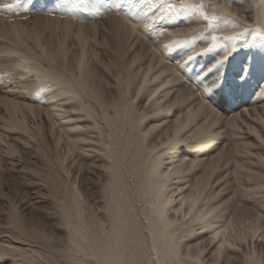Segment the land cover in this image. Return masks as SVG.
<instances>
[{
	"label": "bare ground",
	"instance_id": "obj_1",
	"mask_svg": "<svg viewBox=\"0 0 264 264\" xmlns=\"http://www.w3.org/2000/svg\"><path fill=\"white\" fill-rule=\"evenodd\" d=\"M58 1L71 14L84 6L104 13L96 23L41 19V13L25 16L28 24L23 16L9 21L10 8H0V33L14 43L28 40L38 52L0 46V60L8 61L0 63V98L78 129L65 141L67 151L88 142L99 153L102 184L93 202H81L71 187L32 222L24 208L18 218L9 212L0 218V264H264V250L247 247L254 238L264 240V71L248 68L253 53L242 67L239 55V48L264 47L247 45L255 35L249 26L264 29V0H197L192 5L203 3L208 15L236 23L214 21L209 28L199 13H184L189 18L166 30L158 23L153 31L141 25L148 22L141 0H112L111 9L123 17L106 7L95 11L100 0ZM160 11L157 5L149 17ZM85 29L105 39L98 45L108 59L86 50ZM200 32L203 37L184 36ZM237 32L244 38L235 50L223 40L208 47L212 35ZM72 34L77 45L71 48L66 40ZM129 40L139 46L132 54ZM183 80L189 86H181ZM194 86L213 94L211 103L244 113L221 117L210 101H197ZM50 133L57 147L62 136ZM215 232L221 235L212 239Z\"/></svg>",
	"mask_w": 264,
	"mask_h": 264
},
{
	"label": "rangeland",
	"instance_id": "obj_2",
	"mask_svg": "<svg viewBox=\"0 0 264 264\" xmlns=\"http://www.w3.org/2000/svg\"><path fill=\"white\" fill-rule=\"evenodd\" d=\"M58 2H59L58 0H19V3L16 6L12 7V9L10 8L11 11L8 12L9 13L8 15H10V17L8 19L9 21L15 22L17 20L16 18H21L22 16L23 18H25L26 16V18L28 19H31V17L35 19L36 17L39 16L40 18L43 15L41 19L44 18V16H54V17H60V19L68 18L69 20L75 21L77 23L85 22V21H91L92 23H96V21L98 20L100 21V18L104 13V12H100L98 13L99 15L98 16L97 13L94 12V10H91L88 6H84L81 7L84 10V12L82 11L83 13L77 15L75 14L76 12H72L71 14L69 13V11L66 12L67 10L65 9L66 6H64V4ZM180 2L181 0L170 1V3L172 4L180 3ZM131 3L134 2L132 1ZM139 3H141L142 5V0ZM185 3L192 5L193 3L194 4L197 3V0H185ZM105 9L109 13L111 12L113 13L115 11L114 13L117 16L123 17L121 12L116 11L114 7H112V9L106 7ZM87 12L89 14H85ZM258 12L260 14L261 10H259ZM95 14L97 16H95ZM23 18L22 20L26 21V23L30 22V20L27 21L26 18H25L26 20ZM187 18H189L188 15L181 13L178 15L168 16L166 22L161 20L158 21L156 24L158 23L161 24L164 27V30H166L167 28L173 27V25L171 24L172 22H178V20L187 19ZM156 24H154L151 28L148 29L153 31L155 28L154 26ZM29 27H30L29 33L32 34L33 28L31 25H29ZM88 30L85 29L84 32L85 34L84 36L88 34L85 37L87 41L86 50L89 51L91 50L90 51L91 53L93 51V53H95L97 57L98 58L100 57L102 60L108 59L105 55L101 54L104 51V47L98 45L100 44V42L101 44H104L105 39L103 40L104 42H102L103 39L102 36H100L98 33L94 31L88 32ZM150 36H151L150 33H148L145 36L144 34L141 35V37H143L148 41ZM67 40H66V46L70 45L72 48L73 46L77 45V43H74L76 42V37L73 34ZM167 41L168 40L166 39L163 42H167ZM129 42L130 40L127 42L129 49L127 48L128 46H126V49L129 50V54L130 53L132 54L134 53V51L138 50L139 46L138 44L134 43L135 44L134 45L133 42L132 43ZM256 43L264 46V42H262L261 39H257ZM41 44L42 47L46 49L49 48V44L46 43L44 40L41 42ZM0 46L9 47L12 49H19L23 52H29L35 56L38 55V52L34 50V46L28 40H24L20 43H14L13 39L4 33H0ZM236 47L237 46L234 47V50L236 49ZM248 47L249 46H246L244 48H239V49H243L239 53L242 59V61H240L241 67L245 65L246 61L248 60V54L253 53L254 56L253 59L250 61L248 68L256 67L264 71L262 66L264 64V57L261 58V56L258 55L257 57V55H255L256 52H258V54L259 53L264 54V47L261 49H257L256 47H252L248 49ZM165 49L170 50V47H167ZM160 51L161 50L158 51L159 54L162 52ZM93 56L95 55L93 54ZM4 59L5 57L2 60H0V63L8 62L5 61ZM144 60L143 61L145 62V64L149 61L148 57L145 58ZM164 60L168 61L167 59ZM180 85L189 86L184 80H183V84ZM193 89L194 91L196 90L195 92L198 91L196 93V95L198 94L197 95L198 97H196L197 101L199 99L201 101H205L206 103L207 102L209 103L210 101L209 104H212L211 109L213 111L215 110L220 113L222 111L221 117L228 116L238 111H242L241 113H244V111L241 110V107L236 108L235 106L234 107L232 106V108L230 107V109L228 108L227 110L225 108V106H227V103H223V104L220 103L219 105L221 106H219L218 104H213L211 103L212 101L211 96L213 94L211 95V93L210 94L207 93V95H205L204 93L201 92V89L197 90L196 86H194ZM205 97L206 100H204ZM233 98H237V97L234 96ZM214 103L217 102L214 101ZM250 107L252 106H249V108ZM35 109L15 108L12 105L7 104L2 98H0V218L4 220H6L9 217V215L7 216L8 212L9 214L12 213L16 218H18V215L22 213L20 208H24L25 210L23 213L28 212L25 215L27 217V221L32 222L35 219H37L36 215L38 213L36 212L39 209L41 208L44 209V207L45 208L50 207L51 205L49 204V202H51V199L60 198L62 195H65L66 191L71 189V187L79 193V200L81 202L86 201V199H89L90 202H93V197L97 190L96 188L100 186V184H102L101 171L98 165L99 153L93 150L92 148H90L88 146L90 145L88 144V142L82 141V143L79 145L83 147L82 149L78 148L77 150L79 151L75 150L74 153L71 152L69 153L67 151V148L65 146V141L67 140V138L68 140L69 139L71 140L73 138L75 139L76 134H78V129L70 130L68 126L61 128V126L65 122H67L66 119H61L60 122L62 124L59 126V121H56V119H54L52 121L53 123L51 121L49 122L48 119L45 117V113H41V112L39 113V111ZM57 116L59 117L60 114H57ZM78 124L81 126L80 122H78ZM51 131L52 132L54 131V133L58 135L60 133V135L62 136L61 141L57 147L54 146V143L51 140V135H50ZM31 134L34 136V138L31 136ZM204 150L205 149H202L200 152ZM84 151H86L87 153L86 155H82ZM72 157H74V159ZM55 161L56 162L58 161L57 164ZM59 161H63L61 165L59 164ZM31 181H34V185L30 184ZM83 192H86L87 196H84ZM45 193L46 195H44ZM14 209H18V210H14ZM254 239H253L254 241L251 240L253 245L251 244V242H248L250 247L248 245L247 247L251 248L252 250L254 248L257 249V247L259 246L258 249L264 250V240L261 241L259 239L257 240L256 238Z\"/></svg>",
	"mask_w": 264,
	"mask_h": 264
},
{
	"label": "snow or ice",
	"instance_id": "obj_3",
	"mask_svg": "<svg viewBox=\"0 0 264 264\" xmlns=\"http://www.w3.org/2000/svg\"><path fill=\"white\" fill-rule=\"evenodd\" d=\"M19 3V0H14V3L12 4H2L0 5V8H12L16 6ZM112 0H100L99 4L97 5L95 11H99L102 7H108L111 8ZM157 5H160L161 11L159 15H152L149 17V12L152 9L157 8ZM142 12L141 15L148 20L147 23L143 25L144 28H151L154 24H156L158 21L165 19L167 16L172 15H178L181 13H187V14H193V13H199V15L206 21H208V27H213L214 21H224V23H232L235 24V20H231L228 15L220 16L218 17L214 13L212 15H208L203 11L205 5L203 3L197 4V5H191L184 3V0H181V3L177 6L169 2V0H142ZM254 27L255 35H253L251 40L247 41V45H252L256 43L257 37H259L262 41H264V29H261L258 25L257 26H249ZM248 29H245V32ZM178 33H172L173 37L179 36ZM186 38L189 39H196L197 37H203L204 32H200L199 34H186L184 35ZM244 38L243 32H237L233 35L226 36V37H219L217 35L211 36L212 43L208 46L209 48H214L220 46L217 42L220 40L227 42H231L232 47H235L236 42L242 40ZM167 47V45H165ZM191 57H189L190 59ZM179 131V129L177 130ZM171 143V141H169ZM200 193H197V196H199ZM196 199L191 200V204L195 205ZM179 211V210H178ZM191 211V209H189ZM226 233V230H225ZM221 235V232H215L212 239H215ZM224 244L220 245V248H223ZM229 247H234V245L229 244Z\"/></svg>",
	"mask_w": 264,
	"mask_h": 264
}]
</instances>
